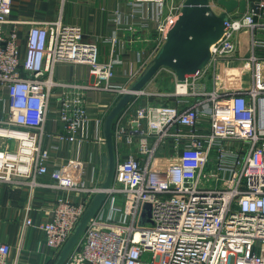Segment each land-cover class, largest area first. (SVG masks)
<instances>
[{
  "label": "built area",
  "instance_id": "obj_1",
  "mask_svg": "<svg viewBox=\"0 0 264 264\" xmlns=\"http://www.w3.org/2000/svg\"><path fill=\"white\" fill-rule=\"evenodd\" d=\"M128 1L134 6L144 0ZM182 3L157 25L149 56L139 58L134 69L129 67L130 80L150 64ZM11 4L0 0V182L35 185V176L47 171L49 152L42 138L52 89L61 88L63 132L58 135L75 141L83 138L78 129L87 120L85 92L123 94L130 86L114 81L120 59L111 55L99 61L95 44L82 40L81 28L60 19L27 22L20 55L17 25L23 21L9 18ZM254 17L252 11L230 15L222 36L211 46L208 63L166 94L174 95L177 104L140 106L130 128L113 129L114 137L125 136L127 143L137 140L136 151L116 161L105 190L111 199L122 196L123 217L104 218L97 211L64 264H264V57L252 54L242 69L230 65L215 82L219 62L232 61L236 32L248 28L253 39L255 30H264V23ZM61 62L88 65L94 80H54V67ZM209 71L211 89L189 91L188 79ZM167 144L163 163L156 164L157 149ZM57 175L51 186L90 195L101 189L84 186L79 176L68 175L66 166ZM90 200L56 198L50 219L37 225L54 258ZM9 249L0 242V264H5Z\"/></svg>",
  "mask_w": 264,
  "mask_h": 264
},
{
  "label": "crops",
  "instance_id": "obj_2",
  "mask_svg": "<svg viewBox=\"0 0 264 264\" xmlns=\"http://www.w3.org/2000/svg\"><path fill=\"white\" fill-rule=\"evenodd\" d=\"M183 1L164 0L160 4H155L144 0L133 6L128 0H12L9 18L23 21L17 25L22 56L27 22L60 19L65 24L78 25L81 28L82 40L95 44L99 61H107L111 55L121 60L115 65L114 81L119 84L127 82L131 86L138 76L130 80L127 73L129 67L134 69L139 64V58L149 56L154 39L158 36L157 25ZM254 1L260 4V12L255 14L254 18L257 22L264 23V0ZM214 10L219 13L221 8L214 6ZM9 28L10 26H5L6 30ZM253 39L248 28L236 32L235 51L230 56L232 61L219 62L216 83H219L222 74L230 65L232 68L236 66V69H242L246 66L243 61L252 54L264 57V44L257 42L264 40V30H255ZM53 78L63 82L94 80L88 65L74 62L56 64ZM163 78L167 79L166 83L175 87L177 82L175 73L168 68L159 69L142 88V93L133 96L134 98L118 114L117 119L115 118L113 129L116 132L121 127L126 129L131 127L135 111L140 106L155 103L177 104L174 95H166L172 94L174 90L166 89L167 92H164V89L158 88L157 84L161 83ZM213 81V74L209 71L203 77L194 80L190 77L187 88L189 91L203 87L211 89ZM60 94L61 88L52 89L44 123L42 145L49 152L47 171L35 176V185L24 183L8 185L0 182V242L7 243L10 248L5 264H53L54 252L45 245L44 233L37 225L50 219V210L56 198L63 197L80 202L88 198L92 200L95 195L83 190L51 186L60 168L66 166L68 175L79 176L82 184L87 187H101L107 175L104 120L122 94L110 90H87L84 97L87 120L78 129V136L83 138L75 141L60 138L58 135L63 132V124L59 120ZM2 117L4 115L0 103V118ZM200 129L206 131L205 128ZM136 144V138L127 143L125 136L114 137L115 163L134 153ZM168 148L169 144L157 149L156 164L163 163L162 157L168 153ZM118 197V200L108 196L105 198L98 210L104 218L123 217V200L122 196ZM27 219L30 223L26 222Z\"/></svg>",
  "mask_w": 264,
  "mask_h": 264
},
{
  "label": "water",
  "instance_id": "obj_3",
  "mask_svg": "<svg viewBox=\"0 0 264 264\" xmlns=\"http://www.w3.org/2000/svg\"><path fill=\"white\" fill-rule=\"evenodd\" d=\"M213 2V3H212ZM214 6L221 8L217 13ZM247 9L259 14L260 4L247 0H184L174 24L166 33L165 41L146 69L122 94L104 120V140L107 151V175L101 189L95 193L72 234L62 246L53 264H64L68 255L81 237L89 219L99 210L106 198L115 169L113 123L117 115L132 99L135 92L162 67L171 69L178 83H185L187 76L202 69L209 61L211 46L222 36L230 15H241Z\"/></svg>",
  "mask_w": 264,
  "mask_h": 264
},
{
  "label": "rangeland",
  "instance_id": "obj_4",
  "mask_svg": "<svg viewBox=\"0 0 264 264\" xmlns=\"http://www.w3.org/2000/svg\"><path fill=\"white\" fill-rule=\"evenodd\" d=\"M162 81H160L161 83H159V84H157L158 85V88L159 89H164V92L166 91V89H169V90H175V87L173 86V84H172V86H171V84L170 83H166L167 82V79L166 78H163V79H161ZM174 88V89H173ZM167 92V91H166ZM256 250L261 254L262 253V250H261V247L259 246V244H258V247L256 248Z\"/></svg>",
  "mask_w": 264,
  "mask_h": 264
},
{
  "label": "bare ground",
  "instance_id": "obj_5",
  "mask_svg": "<svg viewBox=\"0 0 264 264\" xmlns=\"http://www.w3.org/2000/svg\"><path fill=\"white\" fill-rule=\"evenodd\" d=\"M183 88V87H182Z\"/></svg>",
  "mask_w": 264,
  "mask_h": 264
}]
</instances>
